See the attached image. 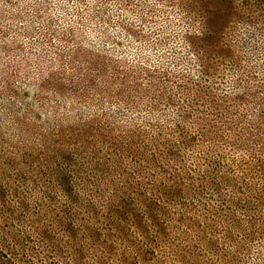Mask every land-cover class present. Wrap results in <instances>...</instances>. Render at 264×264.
Here are the masks:
<instances>
[{"label": "rangeland", "instance_id": "rangeland-1", "mask_svg": "<svg viewBox=\"0 0 264 264\" xmlns=\"http://www.w3.org/2000/svg\"><path fill=\"white\" fill-rule=\"evenodd\" d=\"M0 245L264 264V0H0Z\"/></svg>", "mask_w": 264, "mask_h": 264}, {"label": "trees", "instance_id": "trees-1", "mask_svg": "<svg viewBox=\"0 0 264 264\" xmlns=\"http://www.w3.org/2000/svg\"><path fill=\"white\" fill-rule=\"evenodd\" d=\"M211 21V20H210ZM212 23V22H211ZM213 25H215L214 23H212ZM58 53H59V51H58ZM66 181H69V178H67V180ZM71 187L72 186H68L67 188L68 189H71ZM22 204V200L20 201V205ZM65 214H67V212H65V209L64 210H62ZM72 210H70L69 212H70V214H76L75 212H71ZM34 214H35V212H34ZM48 215V213H46V212H41L40 210H38L37 211V219H39L38 221L41 223V227L43 228V230H44V232H46L47 234H48V236H50L51 238L52 237H54L56 234H57V232L55 231V226H54V224L56 223L54 220H55V218L54 217H48L47 216ZM75 216H72V217H70L69 218V220L67 219L66 220V218L65 219H63V220H65V227L66 228H68V231H76L75 230V227H74V218ZM63 218V217H62ZM37 219H35V220H37ZM34 221V220H33ZM59 221H61L62 222V219H59ZM70 229V230H69ZM147 231V230H146ZM96 232H98V234H100L101 233V231H99V229H96ZM80 245H83V242H81V244ZM2 248H1V245H0V250H1ZM5 257V256H4ZM4 257H2L1 256V254H0V264H11V262H10V260L11 259H6V258H4Z\"/></svg>", "mask_w": 264, "mask_h": 264}]
</instances>
